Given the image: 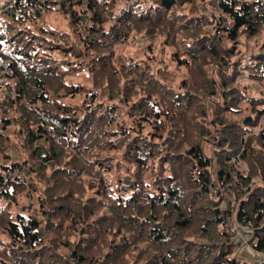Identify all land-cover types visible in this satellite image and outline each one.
<instances>
[{"label": "trees", "instance_id": "1", "mask_svg": "<svg viewBox=\"0 0 264 264\" xmlns=\"http://www.w3.org/2000/svg\"><path fill=\"white\" fill-rule=\"evenodd\" d=\"M11 3L43 44L11 51L0 18L17 87L0 157H22L0 165V264H247L233 225L264 253V92L238 79L264 86V0Z\"/></svg>", "mask_w": 264, "mask_h": 264}, {"label": "rangeland", "instance_id": "2", "mask_svg": "<svg viewBox=\"0 0 264 264\" xmlns=\"http://www.w3.org/2000/svg\"><path fill=\"white\" fill-rule=\"evenodd\" d=\"M13 1H16V0H13ZM4 11H5V8L0 13V18H1V21L3 22V25H4V27H3V25H1L3 27V30L13 40L15 47H19V49H21L23 47V45L26 44V46H27L26 47V53L29 52L30 54H32L33 49H36L41 44H43V40H42L43 36L37 35V36L31 37L30 35H27L26 33H21L20 31L24 30V22H15L13 19L7 18L6 17L7 15L2 16V14H6V13H4ZM40 14H41V12L39 10L36 11V13H35V15H37V16ZM55 15H57V14H55ZM63 16L64 15H61V16L58 15V17H60V19ZM41 19H45V17L43 15H41ZM1 21H0V23H1ZM59 25H60V23L58 24V26ZM146 38L147 37L144 36L143 34L138 35V36H134V35L130 36L128 39L129 44H127L126 48L125 47H118L117 48V50H118L117 57H118L119 62L129 61L130 57H135V58L140 59L142 57V55L148 50V44L149 43H148V40ZM242 41L246 42L248 45V47L244 48V49L242 47H239L240 53L245 54L244 59H243L245 61L243 62L244 64H242V67H241L242 69H244V65L248 64V61H250V58L252 56V53L254 52V49L251 45L252 42L247 41L245 38H243ZM158 44H160V43H158L156 40H155V43L152 44L156 48V50H158V48L156 46ZM128 45H130V46L128 47ZM12 48H13V46L11 47V51H13ZM168 55L170 56V53ZM171 68H172V71L175 72V76H176L177 80L178 81L181 80L182 74L185 72V70L183 69V70L179 71L178 63L172 64ZM243 74H244L243 76H240L238 78L240 80V81L238 80L240 83H248L249 85H251V89H253L256 92L255 95L259 96L261 94V92H264V86H261L260 83L250 81L249 78H247V74H245V73H243ZM13 83L15 84L14 81H13ZM61 94H63V93H61ZM16 95H17V93H16ZM15 99H13L11 102L14 103ZM7 101H9V100H7ZM1 106H2V104H1ZM17 113H18V111H17ZM249 113H250V110L246 111L245 114L242 115L241 117H245ZM1 119H2V109L0 107V120ZM33 129L35 130V127H33ZM1 132L6 133V131L2 128L1 123H0V133ZM11 145H13V144H10L9 148H8L9 159L4 161L0 157V165L1 164L8 165V164H11L13 162H17V161L22 160L21 154L18 151H16L17 149L14 146H11ZM233 162H234V160H233ZM235 165L240 171L247 173V164L246 163L242 162V164H239V165L237 163H235ZM12 175H13L12 178L22 177V173L17 172V171L12 173L11 176ZM7 177H10V176H7ZM217 194H218V192L215 193V195H217ZM228 199L232 200L231 196L227 195L225 197V201H223L221 207H224V208L227 207V205H228L227 200ZM27 206L29 208H31L32 204L28 205L25 203L24 207H27ZM24 207H23V210L25 209ZM237 227L238 226L233 225V229L235 232V235L233 237V241H235L237 243V248H236L237 254H239L240 257L243 258L244 262L247 264H264V253H259V252H256L252 249V245H250L247 242V238H248L247 234L243 233L242 234L243 237L242 236L238 237L236 230L239 227L238 228Z\"/></svg>", "mask_w": 264, "mask_h": 264}, {"label": "built area", "instance_id": "3", "mask_svg": "<svg viewBox=\"0 0 264 264\" xmlns=\"http://www.w3.org/2000/svg\"><path fill=\"white\" fill-rule=\"evenodd\" d=\"M4 13L6 14H14L15 16L21 17L22 13L15 9L13 3L9 4ZM17 47H13V51H16ZM11 69H10V61L2 56H0V107L1 103L5 100L12 101L16 98V85L13 83V79L10 77ZM234 162L242 164L240 156H237L234 159ZM236 226V225H235ZM238 237L242 236V234H247L249 236L250 230L248 226H241L236 230ZM243 237V236H242ZM250 246V245H249Z\"/></svg>", "mask_w": 264, "mask_h": 264}, {"label": "water", "instance_id": "4", "mask_svg": "<svg viewBox=\"0 0 264 264\" xmlns=\"http://www.w3.org/2000/svg\"><path fill=\"white\" fill-rule=\"evenodd\" d=\"M13 16H14V15H13ZM251 120H252L251 117L247 118L246 121H245V125H246V126L251 125ZM219 210H220V209H219Z\"/></svg>", "mask_w": 264, "mask_h": 264}, {"label": "bare ground", "instance_id": "5", "mask_svg": "<svg viewBox=\"0 0 264 264\" xmlns=\"http://www.w3.org/2000/svg\"><path fill=\"white\" fill-rule=\"evenodd\" d=\"M34 6H35V5H34ZM60 9H61V8H60ZM41 49H42V48H41ZM9 53H10V52H9ZM30 126H31V125H30ZM20 153H21V152H20ZM5 156H6V155H5ZM14 177H15V176H14ZM20 207H21V206H20ZM20 207H19V208H20ZM24 208H25V207H24ZM33 211H34V209H33Z\"/></svg>", "mask_w": 264, "mask_h": 264}]
</instances>
